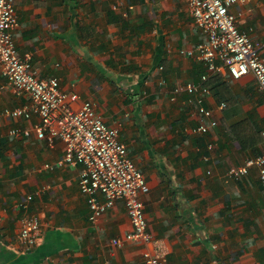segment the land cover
I'll return each mask as SVG.
<instances>
[{"label":"crops","instance_id":"obj_1","mask_svg":"<svg viewBox=\"0 0 264 264\" xmlns=\"http://www.w3.org/2000/svg\"><path fill=\"white\" fill-rule=\"evenodd\" d=\"M187 4L16 0L17 49L31 54L41 76L57 77L60 88L78 92L75 106L93 101L120 129L149 183L142 195L155 238L149 247L161 246L170 264H264L258 167L239 179L227 175L264 152L254 126L264 134V94L252 73L236 78L223 67L211 75L205 98L218 124L206 134L195 132L200 113L192 95L182 90L174 98L176 86L199 84L206 72L186 53L207 38ZM231 11L264 51V0H238ZM29 99L15 92L0 68V264H147L143 245L112 243L132 229L125 203L118 200L92 223L79 187L83 166L57 165L65 143L37 135L40 116L9 113ZM14 127L31 133L12 135ZM33 213L41 220V240L26 250L18 233L23 216Z\"/></svg>","mask_w":264,"mask_h":264},{"label":"built area","instance_id":"obj_2","mask_svg":"<svg viewBox=\"0 0 264 264\" xmlns=\"http://www.w3.org/2000/svg\"><path fill=\"white\" fill-rule=\"evenodd\" d=\"M237 1L187 0L195 23L207 38L186 53L202 61L206 72L199 84L191 82L184 87L176 86L174 98L182 90L192 95L200 113L195 132L206 134L218 124L213 110L205 105L206 94L210 93L206 81L223 67L236 78L252 73L264 94V51L261 44L237 25L236 16L231 11V5ZM15 7L16 0H0V68L15 92L25 93L30 99L9 113L14 117L40 116V123L34 127L37 135L48 136L51 142L60 137L65 143V152L57 160V165L83 166L79 187L87 197L92 223H97L118 200L125 203L132 229L124 237L113 238V244L122 245L126 240L136 242L144 246L143 256L147 264H170L161 246L149 247L155 238L148 229L142 199L149 190V183L130 156L127 144L120 137V129L104 120L93 101L86 99L75 106L80 99L78 92L60 88L57 77L41 76L32 64L31 54L19 53L14 35L19 24ZM10 133L22 136L30 134L31 130L14 127ZM213 146V143L208 144L209 148ZM204 158L209 159V156L205 154ZM46 166L52 167L51 164ZM253 166L258 167L264 187V152L232 166L227 175L231 179L242 178ZM31 198L32 195H28L27 200ZM40 240L39 215L23 216L18 241L24 249L31 250Z\"/></svg>","mask_w":264,"mask_h":264},{"label":"trees","instance_id":"obj_3","mask_svg":"<svg viewBox=\"0 0 264 264\" xmlns=\"http://www.w3.org/2000/svg\"><path fill=\"white\" fill-rule=\"evenodd\" d=\"M216 76H213V77H210L207 81H206V84L209 85L210 82L212 81V79H214ZM255 126V129H256V132L258 133V135H260V138L258 141H262L264 140V134H263V130L262 129H259L257 125H254ZM257 141V142H258Z\"/></svg>","mask_w":264,"mask_h":264}]
</instances>
